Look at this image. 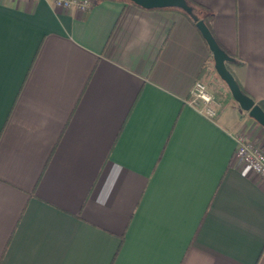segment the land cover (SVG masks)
Returning <instances> with one entry per match:
<instances>
[{"label":"crops","instance_id":"crops-1","mask_svg":"<svg viewBox=\"0 0 264 264\" xmlns=\"http://www.w3.org/2000/svg\"><path fill=\"white\" fill-rule=\"evenodd\" d=\"M189 1L264 110V0ZM240 135L264 149L179 10L0 0V264H264Z\"/></svg>","mask_w":264,"mask_h":264},{"label":"water","instance_id":"water-1","mask_svg":"<svg viewBox=\"0 0 264 264\" xmlns=\"http://www.w3.org/2000/svg\"><path fill=\"white\" fill-rule=\"evenodd\" d=\"M135 5L148 10L157 9H179L188 14L206 41L214 60V67L220 79L227 85L234 101L242 110L247 112L260 126L264 128V110L245 95L240 89L234 76L228 70L227 64L234 62V59L228 55L216 42L206 23L199 19L194 8L187 0H126Z\"/></svg>","mask_w":264,"mask_h":264},{"label":"built area","instance_id":"built-area-1","mask_svg":"<svg viewBox=\"0 0 264 264\" xmlns=\"http://www.w3.org/2000/svg\"><path fill=\"white\" fill-rule=\"evenodd\" d=\"M39 2L42 0H26ZM64 10L78 9L86 11L91 7V0H47ZM190 104L200 113L214 118L217 115L216 101L208 85L201 80L195 81L190 93ZM235 156L251 172L264 180V149L249 141L245 136H238V147Z\"/></svg>","mask_w":264,"mask_h":264},{"label":"trees","instance_id":"trees-1","mask_svg":"<svg viewBox=\"0 0 264 264\" xmlns=\"http://www.w3.org/2000/svg\"><path fill=\"white\" fill-rule=\"evenodd\" d=\"M117 1H125V2H129V1H126V0H117ZM187 2H188V3L194 8L195 13L198 15L199 19L203 20V21L206 23V25L208 26V19L210 18V14H204V15H203V9H202V8H200L199 6L195 5L194 3H192V2L189 1V0H187ZM129 3L135 5V4L132 3V2H129ZM136 6H137V5H136ZM138 7H139V6H138ZM160 10H164V9H160ZM175 10H179V9H175ZM179 11L182 12L184 15L188 16V17L192 20V18H191L188 14H186V13L183 12L182 10H179ZM192 21H193V20H192ZM193 22L196 24L195 21H193Z\"/></svg>","mask_w":264,"mask_h":264}]
</instances>
